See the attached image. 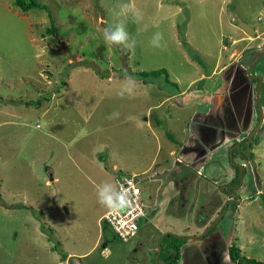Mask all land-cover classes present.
<instances>
[{
	"label": "rangeland",
	"instance_id": "1",
	"mask_svg": "<svg viewBox=\"0 0 264 264\" xmlns=\"http://www.w3.org/2000/svg\"><path fill=\"white\" fill-rule=\"evenodd\" d=\"M39 1L48 9L0 0V264H156L166 232L187 238L177 264H243L229 255L233 243L264 261V195L256 198L264 133L243 160L233 148L249 153L244 138L258 112L242 132L222 108L239 90L242 64L264 52V0H134L143 14L126 23L134 50L103 38L129 0ZM236 13L256 37L237 26ZM156 32L162 48L150 43ZM238 50L247 61L230 65ZM259 65L264 76V58ZM162 68L178 86L139 75ZM125 77L136 87L122 97ZM113 112L119 117L109 119ZM241 163L244 183L235 185ZM124 173L138 175L147 211L128 240L115 235L96 196L98 184Z\"/></svg>",
	"mask_w": 264,
	"mask_h": 264
},
{
	"label": "flooded vegetation",
	"instance_id": "2",
	"mask_svg": "<svg viewBox=\"0 0 264 264\" xmlns=\"http://www.w3.org/2000/svg\"><path fill=\"white\" fill-rule=\"evenodd\" d=\"M256 36L257 35H255V37ZM259 47H260V49L264 50V45H262V46L258 45V48ZM252 50H254V49H252ZM251 57H252V55H251ZM263 58H264V52L258 51V52L254 53V59L253 60L255 63L254 62L252 63L253 60L247 61L245 58H242V57H239L237 61H234L236 63L233 62L234 64L241 65L243 63L242 59H244V61H247L250 64L249 65H246L244 63L242 64V65H245V67H242V68H244L246 71L244 70L245 73L241 72V74L238 75V77H237L236 83L239 86V90L237 88L235 94L233 93V95H230L231 93L227 92V95L230 97V99H228V97L226 95V100L224 101V103L227 102V104H224L222 106V108L225 110V112H230V114H233L236 117V119H238V121H239L238 125H233V126L237 127L236 129H239L242 132H244V130L247 129L249 126V125H247V121H246L248 114L250 116L251 113L258 112L257 121L255 124L256 126H254L256 128L258 123H259L260 117H261L259 112H264V100L262 98V96L264 94V76L262 75L263 76L262 81L259 82L261 80V78H260L261 74L259 75L258 72L255 70L256 68H259L261 65H263V64L259 65L260 62H262ZM224 70L222 72H224ZM237 74H238V69H237V73L235 74V76H237ZM252 74L255 75V77H253ZM233 78H234V76H232L230 78L231 81ZM241 87L243 89V92L240 91ZM224 97H225V95H224ZM263 123H264V120H263ZM216 126H218V125H216ZM220 127L221 126L217 127V129H219ZM230 128H228V129L232 130L233 127H230ZM261 133L262 134L264 133V129L262 130V128L260 127L257 130L256 134L251 138L250 149L248 148L249 153H247L245 150H242L240 147H238V149H236V146H234L233 150L236 151V153L238 155H240V157L243 160H247V159L252 160V156H251L250 152L253 151V147H251V145L253 144V139H255L256 135H258V137H259L260 135H262ZM244 139H246L249 142L250 136L248 135V133ZM242 141H243V139L241 140V142ZM241 166H243L242 170H241ZM252 167L254 168V170L252 169ZM252 167H251V169L253 170L252 175L255 177L260 172V169H256L254 165H252ZM236 168H237V171L235 173L237 176H240V179L238 180V183L235 185H240L241 175H242V177H244V172L246 171L245 168H248V167L244 163H241V164H238ZM232 185H234V183H226L224 185L225 186L224 190L227 191L230 195L229 198L233 197V196H231L233 193L236 192V194H237L238 189H239V188H233ZM241 186H238V187H241ZM226 188H228V189H226ZM232 199L237 201V199H235V198H232Z\"/></svg>",
	"mask_w": 264,
	"mask_h": 264
},
{
	"label": "clouds",
	"instance_id": "3",
	"mask_svg": "<svg viewBox=\"0 0 264 264\" xmlns=\"http://www.w3.org/2000/svg\"><path fill=\"white\" fill-rule=\"evenodd\" d=\"M120 15L125 19L115 23V25H108L103 29L104 42L107 45L123 46L126 49L134 50L137 45V39L135 36H131L127 30L126 23L128 19H131L132 23L139 24L143 20V14L134 3V0H129L128 3L121 5ZM237 23V22H236ZM139 35V33H137ZM163 34L156 32L151 38V45L155 48H162ZM135 82L125 77L120 84L119 94L123 97L125 95L131 96L135 92ZM147 91V89H146ZM119 113L113 112L108 118H118ZM260 195H264V189L257 187L256 198L259 199ZM96 196L98 202L113 212L124 211L130 202V195L124 191L117 184L112 182H102L96 186Z\"/></svg>",
	"mask_w": 264,
	"mask_h": 264
},
{
	"label": "trees",
	"instance_id": "4",
	"mask_svg": "<svg viewBox=\"0 0 264 264\" xmlns=\"http://www.w3.org/2000/svg\"><path fill=\"white\" fill-rule=\"evenodd\" d=\"M14 3L17 7L21 8L23 11H29V10L34 9V8L35 9L36 8L42 9V10L48 9L47 5L43 4L39 0H14ZM57 30H58V28L54 24V22L52 24V27L47 29L48 33H50V34L56 33ZM139 75L142 77H160L162 75H165L167 82H170L171 84L174 83L173 85L178 86V84L176 82H172L170 80L168 71L164 68L152 70V71H141L139 73ZM26 103L29 105L31 102L27 101ZM170 137H172V136L170 135ZM251 147H253V144L251 145ZM236 179L239 180V176H236L235 180ZM143 203H144V200H143ZM144 206H145V203H144ZM145 216L143 217V219L145 218ZM104 219L109 223V221L105 217H104ZM109 225L112 227V225L110 223H109ZM113 231H114V229H113ZM115 235L118 236V234L116 232H115ZM161 241H162L161 242L162 243V252H161V256H160L161 261H164V264H177L181 258V250H182L181 248L187 242V238H184V237L181 238V237H179L175 234H172L170 232L163 239H161ZM229 255L235 263L264 264V261H262V260H258L255 258H248V257L244 256L242 254V249L240 247H237L235 243H233L229 247ZM63 256L65 259L67 258V255H63Z\"/></svg>",
	"mask_w": 264,
	"mask_h": 264
},
{
	"label": "built area",
	"instance_id": "5",
	"mask_svg": "<svg viewBox=\"0 0 264 264\" xmlns=\"http://www.w3.org/2000/svg\"><path fill=\"white\" fill-rule=\"evenodd\" d=\"M136 174L127 173L118 177L117 185L130 195L128 207L122 212L108 211L105 218L112 225L119 237L128 240L137 235L140 223L146 215V210L142 200V189L138 184Z\"/></svg>",
	"mask_w": 264,
	"mask_h": 264
},
{
	"label": "water",
	"instance_id": "6",
	"mask_svg": "<svg viewBox=\"0 0 264 264\" xmlns=\"http://www.w3.org/2000/svg\"><path fill=\"white\" fill-rule=\"evenodd\" d=\"M236 22H237V26L242 29L244 32H246L249 36H255L256 35V31H255V28L247 21H245L244 19H242V17L236 13ZM262 57V56H261ZM253 77H255V75H253ZM260 78H261V81H262V78L263 76L260 75ZM261 117H260V120H259V123L257 125V127L254 129V131L251 133L250 135V139H249V142H248V147L250 149V144H251V138L256 134L257 130L261 127L262 123H263V120H264V112H261ZM238 165V164H237ZM243 166H241V170H242ZM241 181L243 182V177L241 175ZM225 188V186H224ZM236 197L238 198L239 200V195L238 194H235ZM231 200H234V199H231ZM241 201V200H239ZM168 233L170 232H167L165 233L164 236H166ZM178 236V235H177ZM181 237V236H179ZM182 238V237H181ZM196 239H198L197 237H194ZM161 239L159 241V253L157 254V258H156V264H159V259H160V256H161V252H162V243H161Z\"/></svg>",
	"mask_w": 264,
	"mask_h": 264
},
{
	"label": "crops",
	"instance_id": "7",
	"mask_svg": "<svg viewBox=\"0 0 264 264\" xmlns=\"http://www.w3.org/2000/svg\"><path fill=\"white\" fill-rule=\"evenodd\" d=\"M253 27H254V26H253ZM254 28H255V27H254ZM241 30H242V29H241ZM242 31H243V30H242ZM255 31L257 32L256 28H255ZM243 33H245V32H243ZM253 37H254V36H253ZM253 37H251V39H253ZM245 38H246V37L244 36V38H242V39H245ZM248 39H249V38H248ZM263 42H264V41H263ZM224 49L227 50V47L224 48ZM242 50H243V49H242ZM233 52H234V51H233ZM240 53H241V52L238 50V51H236V54H233L234 57H233V59H232V62L229 63L230 65H231L234 61H237V60H238ZM231 54H232V53H231ZM214 73H215V72H214ZM211 76H213L212 73L209 75V77H211ZM116 166H117V165L115 164L114 167L116 168ZM122 171H123V170H121V172H122ZM118 172H119V171H118ZM123 172H124V171H123ZM108 211H109V210H108ZM108 211H107V212H108ZM146 216H147V211H146ZM146 216H145V218H147ZM145 218H144V219H145ZM144 219H143V220H144ZM143 220H142V222H143ZM166 233H167V232H166ZM241 247H242V246H241ZM67 260H68V259L66 258V262H67Z\"/></svg>",
	"mask_w": 264,
	"mask_h": 264
}]
</instances>
